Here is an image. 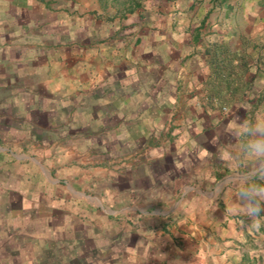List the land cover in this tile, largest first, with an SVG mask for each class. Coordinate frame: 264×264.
I'll list each match as a JSON object with an SVG mask.
<instances>
[{"label": "rangeland", "instance_id": "1", "mask_svg": "<svg viewBox=\"0 0 264 264\" xmlns=\"http://www.w3.org/2000/svg\"><path fill=\"white\" fill-rule=\"evenodd\" d=\"M176 3L0 0V264L143 261V246L130 241L140 232L138 211L107 217L126 206L113 203L115 190L176 199L177 180L212 176L235 149L226 128L237 117H264V28L240 42L235 29L248 36L255 29L235 22L230 43L202 50L197 29L175 27ZM86 57L102 72L83 89L69 80L83 79ZM175 68H183L178 77ZM43 133L48 140L38 139ZM75 143L90 153L72 158L99 171L87 192L104 199H32L39 174L32 158L66 166L65 147ZM151 206L161 210L160 201Z\"/></svg>", "mask_w": 264, "mask_h": 264}, {"label": "crops", "instance_id": "2", "mask_svg": "<svg viewBox=\"0 0 264 264\" xmlns=\"http://www.w3.org/2000/svg\"><path fill=\"white\" fill-rule=\"evenodd\" d=\"M212 1L216 7L212 3L203 7L197 3L198 0H185V3L184 0H177L173 6L178 15L180 14L175 27L181 28V32L183 29H197V32L194 31V37L197 36V44L202 50H205L204 46L211 41L218 44L230 43L228 39L234 33L232 28L235 22L239 28H254V34L259 29L261 32L264 28V0ZM214 10H220L223 14L221 13L218 17L214 15L211 19L210 15L205 17L208 12L211 13ZM190 13H195L197 16L192 18ZM206 30L215 32L204 35ZM235 30L240 42L245 41L246 43L249 38L257 37V34L254 35L252 32L248 36L247 30H243L242 35L239 34L238 29ZM201 45L203 47H200ZM83 63L85 64L83 79L69 81H73L71 84L73 86L83 84V89H86L93 84V78L101 75L102 70L92 68L87 57ZM175 70L177 73L173 75L178 77L183 68H175ZM76 80L79 82H74ZM66 134L72 136L75 132ZM43 135L45 137L38 136V139L47 137L46 133ZM57 138L55 136L52 140ZM69 146L65 147L71 157L66 166L55 167L50 160L44 162L39 157L32 158L31 164L29 163L32 166L30 168L33 173H39L37 177L35 176L37 180L33 187L36 191L32 199H104L103 195L98 192H87V188L92 187L93 182L95 184L98 180L95 176L99 172L98 168L83 165V160L72 158L73 155L83 156V154L90 153L89 147L83 148L82 144L76 143ZM226 167L223 163L220 169L213 170L212 176L209 173L208 175L200 173L186 175L177 180L175 184L177 182L182 184L181 189L183 190L178 191L180 193L176 199L173 195L166 193L164 196L160 193L163 199H152L153 196L149 194L142 197L123 190L121 192L119 189L115 190L110 197L115 200L113 203L115 205L125 203L126 206H113L109 209L112 213H107V217L110 220L122 219L117 215L125 211L137 210L138 212L134 214L135 221L138 220L141 223L140 225L136 223L140 232L137 235L131 233L136 238L132 237L130 241L131 244L138 243L143 246V261L130 259L120 264H264V227L258 232H250L241 226L242 216L236 211L237 189L231 184L224 187L225 180L230 175L221 176L219 174L218 177L216 174L232 170ZM14 169L16 173L17 170L26 171L16 166ZM48 174L59 177L51 179L50 175L48 178ZM61 176L65 178L61 179ZM0 194L3 195L1 190ZM159 201L161 210L153 213L151 203L157 204ZM154 207L157 211L158 208Z\"/></svg>", "mask_w": 264, "mask_h": 264}, {"label": "clouds", "instance_id": "3", "mask_svg": "<svg viewBox=\"0 0 264 264\" xmlns=\"http://www.w3.org/2000/svg\"><path fill=\"white\" fill-rule=\"evenodd\" d=\"M226 133L236 142L228 158L221 157L232 169L226 182L237 189L236 211L242 216L241 226L258 232L264 227V117L255 121L237 117Z\"/></svg>", "mask_w": 264, "mask_h": 264}, {"label": "flooded vegetation", "instance_id": "4", "mask_svg": "<svg viewBox=\"0 0 264 264\" xmlns=\"http://www.w3.org/2000/svg\"><path fill=\"white\" fill-rule=\"evenodd\" d=\"M43 139L48 140V139H46V138H43ZM14 195H15V193H13V192H9V191H8V197H9V199H10V198L12 199Z\"/></svg>", "mask_w": 264, "mask_h": 264}]
</instances>
